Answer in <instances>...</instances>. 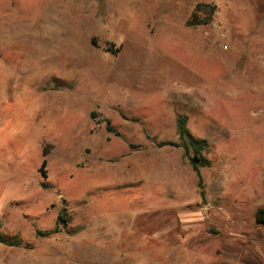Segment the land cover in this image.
<instances>
[{
  "label": "rangeland",
  "instance_id": "1",
  "mask_svg": "<svg viewBox=\"0 0 264 264\" xmlns=\"http://www.w3.org/2000/svg\"><path fill=\"white\" fill-rule=\"evenodd\" d=\"M259 209L264 0H0V264H264Z\"/></svg>",
  "mask_w": 264,
  "mask_h": 264
},
{
  "label": "trees",
  "instance_id": "2",
  "mask_svg": "<svg viewBox=\"0 0 264 264\" xmlns=\"http://www.w3.org/2000/svg\"><path fill=\"white\" fill-rule=\"evenodd\" d=\"M178 135L182 141L181 144L173 141H168L161 143V145L182 147L187 153L189 152V150H192L193 156L190 158V162L197 177L199 178V180H201L200 167L205 165V161L202 156V149L206 145L205 141H196L190 136L188 128L186 126V117H180L178 119ZM44 154L46 153L44 152ZM45 164L46 162L44 161L42 166L44 167ZM255 219L257 223L264 225V209H259L256 212Z\"/></svg>",
  "mask_w": 264,
  "mask_h": 264
},
{
  "label": "crops",
  "instance_id": "3",
  "mask_svg": "<svg viewBox=\"0 0 264 264\" xmlns=\"http://www.w3.org/2000/svg\"><path fill=\"white\" fill-rule=\"evenodd\" d=\"M116 264H125V263L119 262ZM208 264H246V263H242L238 258L222 257L219 259H215V260L209 262Z\"/></svg>",
  "mask_w": 264,
  "mask_h": 264
}]
</instances>
